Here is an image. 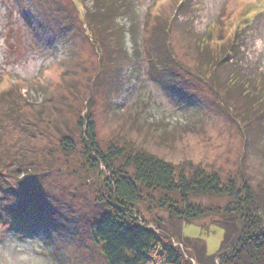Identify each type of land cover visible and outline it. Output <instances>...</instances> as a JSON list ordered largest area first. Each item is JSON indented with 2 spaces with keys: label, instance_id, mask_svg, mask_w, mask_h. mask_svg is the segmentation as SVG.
Listing matches in <instances>:
<instances>
[{
  "label": "rangeland",
  "instance_id": "obj_1",
  "mask_svg": "<svg viewBox=\"0 0 264 264\" xmlns=\"http://www.w3.org/2000/svg\"><path fill=\"white\" fill-rule=\"evenodd\" d=\"M129 1L106 24L124 33L127 61L120 56L114 67L115 36L97 27L100 53L86 25L100 0H0V264H107L92 234L109 173L87 163L88 119L104 155L132 149L177 171L216 172L239 189L247 181L264 211V114L224 90L231 73L264 85V0ZM158 26L167 32H158L162 50L153 42ZM234 32L235 61L209 67ZM159 52L171 54L170 66ZM192 200L213 211L233 201ZM136 213L186 260L191 251L177 239L199 240L216 258L222 226L233 228L225 215L170 218L151 199Z\"/></svg>",
  "mask_w": 264,
  "mask_h": 264
},
{
  "label": "trees",
  "instance_id": "obj_2",
  "mask_svg": "<svg viewBox=\"0 0 264 264\" xmlns=\"http://www.w3.org/2000/svg\"><path fill=\"white\" fill-rule=\"evenodd\" d=\"M126 10H130L129 0H100L95 5V11L88 14L86 20L87 29L100 53V44L103 42L96 35L97 27L106 26L108 28L104 29V34L107 37L115 36L117 48L110 50L114 67L121 57L126 60L121 53L124 33L115 26L106 24L114 22L117 13L125 14ZM154 29L153 42L159 44L162 50V41L165 40L163 34L167 32L163 26L162 29L160 26ZM134 39L133 35V43ZM225 45V50L217 48L206 59L207 63L211 59L209 67L216 65L217 61L221 62L220 58H224L226 62L235 61L239 51L235 32ZM170 57L169 52H159L157 55L160 64L166 67L171 65L167 62L172 60ZM234 75L231 73L230 79L226 80L224 90L231 97L240 95L248 100L250 104L246 107L252 111L257 109V116L264 114V85L260 84L261 78L247 81L243 77H233ZM81 129H84L83 139L90 145L87 163L95 171L109 173V177L104 180L106 198L101 203L103 211L93 225L92 234L94 242L102 246L101 253L107 264H214V259H217L218 264H264V211L247 181H243L239 189L233 181L223 184L216 172L193 166L188 169L179 168L177 171L170 163L154 155L132 149L126 152L125 149L111 146L104 155L96 143L91 119L85 120ZM62 146L66 152L73 150L69 141L65 140ZM119 160L122 165L115 167V162ZM2 194L6 196L8 192ZM152 194H157L159 198L153 200ZM223 196L233 200L223 210H205L192 200L197 197ZM148 199L156 202L159 209L166 210L170 218L184 222L208 215L228 217L229 220L225 219L224 224L229 222L233 228L229 230L225 225L222 226L223 239L216 258L207 254L206 246L199 240L179 238L177 243L182 244L186 251H191L188 255L190 259L186 260L182 257L180 248L164 242L160 234L145 222L142 223L136 211Z\"/></svg>",
  "mask_w": 264,
  "mask_h": 264
}]
</instances>
